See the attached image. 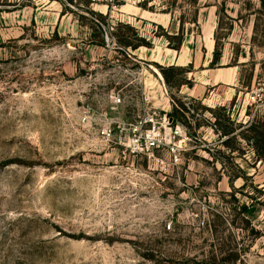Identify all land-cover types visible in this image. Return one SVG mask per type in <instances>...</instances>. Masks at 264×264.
Listing matches in <instances>:
<instances>
[{
    "label": "rangeland",
    "instance_id": "obj_1",
    "mask_svg": "<svg viewBox=\"0 0 264 264\" xmlns=\"http://www.w3.org/2000/svg\"><path fill=\"white\" fill-rule=\"evenodd\" d=\"M263 122L264 0H0V264H264Z\"/></svg>",
    "mask_w": 264,
    "mask_h": 264
},
{
    "label": "built area",
    "instance_id": "obj_2",
    "mask_svg": "<svg viewBox=\"0 0 264 264\" xmlns=\"http://www.w3.org/2000/svg\"><path fill=\"white\" fill-rule=\"evenodd\" d=\"M75 1V0H72ZM89 3H99L104 5L106 8L115 9L118 6L124 4V2H129L132 5H137L141 0H87ZM115 102H119V98H113ZM151 121V120H150ZM144 121L138 120L131 124L129 128V137L127 139V148L130 154L136 155L138 153H150L155 147H158L165 142L169 145L171 153H173L174 158H176V151L180 148L177 143H175V138L179 136L178 127L169 126V132L164 135L161 134L158 128L154 124L150 128L142 130V124ZM167 137V141L165 137Z\"/></svg>",
    "mask_w": 264,
    "mask_h": 264
},
{
    "label": "trees",
    "instance_id": "obj_3",
    "mask_svg": "<svg viewBox=\"0 0 264 264\" xmlns=\"http://www.w3.org/2000/svg\"><path fill=\"white\" fill-rule=\"evenodd\" d=\"M171 38V37H167ZM124 43L125 46H130L132 49L137 48L139 46H145V47H150L152 43L150 41H146L144 38L139 37L137 43L135 44H129L127 42H122ZM181 43V40L179 39L174 45H171L170 47L173 49H177ZM221 57V53L219 50H217V47L215 46L212 51V58L209 62V65H213L219 61ZM162 77L164 79V82L166 85H169V79L166 74L167 71H171L173 69H178V68H183L182 66H176V65H168V66H159ZM189 71V70H188ZM183 85V83H180V86ZM169 117H172V111L169 113ZM246 131L250 132L252 135L250 137L251 140L243 137L244 139L249 140V143L251 145V149L253 150V154L256 158L261 159L264 161V122L263 123H250L249 125L246 126ZM228 133V131H223L222 134L225 135ZM225 141H222L224 143ZM225 145V143H224ZM241 172V171H239ZM242 177L241 173H237L235 175L229 176V180L231 181L232 179Z\"/></svg>",
    "mask_w": 264,
    "mask_h": 264
},
{
    "label": "crops",
    "instance_id": "obj_4",
    "mask_svg": "<svg viewBox=\"0 0 264 264\" xmlns=\"http://www.w3.org/2000/svg\"><path fill=\"white\" fill-rule=\"evenodd\" d=\"M140 48V46L139 47H137V48H134L135 50H140L139 49ZM212 51H213V49H212ZM211 58H212V56H211ZM211 58H210V60H211ZM176 59V58H175ZM174 59V60H175ZM210 62V61H209ZM170 65H173V64H170ZM166 66H168V65H166ZM176 66H180V65H176ZM181 92H183V91H181ZM186 94H189V95H191L190 93H186ZM192 96V95H191Z\"/></svg>",
    "mask_w": 264,
    "mask_h": 264
}]
</instances>
